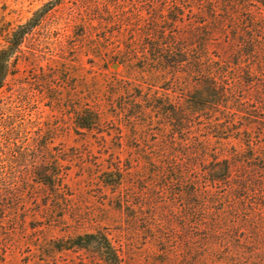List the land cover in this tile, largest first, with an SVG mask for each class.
Masks as SVG:
<instances>
[{
    "label": "rangeland",
    "instance_id": "1",
    "mask_svg": "<svg viewBox=\"0 0 264 264\" xmlns=\"http://www.w3.org/2000/svg\"><path fill=\"white\" fill-rule=\"evenodd\" d=\"M137 2L0 0V264H264V131L256 124L246 142L237 128L251 118L236 117L228 137L209 136L228 161L224 181L198 182L190 167L166 175L164 153L190 148L191 135L164 113L180 90L138 58L153 22L178 19L186 42L197 10ZM263 88H243L247 117ZM153 153L163 174L151 179ZM111 165L122 186L103 182ZM192 187L209 193H182ZM99 230L117 262L81 246Z\"/></svg>",
    "mask_w": 264,
    "mask_h": 264
},
{
    "label": "trees",
    "instance_id": "2",
    "mask_svg": "<svg viewBox=\"0 0 264 264\" xmlns=\"http://www.w3.org/2000/svg\"><path fill=\"white\" fill-rule=\"evenodd\" d=\"M137 1L184 3L186 7H195L197 10L195 22L185 27L184 32L189 34L186 42H181L174 35L173 26L178 19L170 18L167 24L153 22L152 31L147 33L150 35L144 39L147 47L143 46L144 50H140L141 56L137 58L140 67L150 70L152 81L167 80L168 84L180 90L176 99L178 105H175L176 100L169 98V102L174 104L168 109L164 108V113L171 128L191 135L192 143L190 148L164 153L166 166L170 169L166 175L177 176L175 168L182 170L190 167L196 179L200 178L198 182L213 185L224 181L229 174V164L227 159L217 160L215 153L207 149L209 136L221 132L228 137L227 132L231 131L236 117L242 121L243 117L252 119L237 128L239 133L243 132V136H246V142H250L249 131L256 128V124L257 128L264 131V121L253 120L258 118L257 114H264V98L259 97L262 92L257 89L253 95L262 102L258 112H249L247 117L245 114L248 109L240 107L241 100L247 96V90H243L247 84L257 83L264 87V0ZM174 10L176 15L182 14L180 7ZM3 62L1 55L0 64L3 65ZM196 132H203L205 139L194 137ZM136 154L141 156L142 153ZM143 158L146 165L151 164V179L163 174L160 169L155 171L156 165L151 163L158 159L156 153ZM199 165L200 168L195 171ZM262 170L264 172V165ZM118 171L115 166L106 167L102 172L103 182L113 187L122 186ZM263 172L260 173L261 179L264 177ZM44 174L52 179L49 174ZM196 192L204 194V197L209 193L206 188L196 191L193 187L182 191L184 195ZM78 238L85 239V245L81 246L98 249L108 260H120L105 232L85 233Z\"/></svg>",
    "mask_w": 264,
    "mask_h": 264
}]
</instances>
